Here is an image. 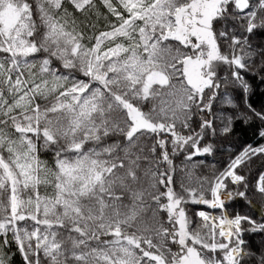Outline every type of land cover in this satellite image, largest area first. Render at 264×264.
I'll use <instances>...</instances> for the list:
<instances>
[{"label": "snow or ice", "instance_id": "6c2138e0", "mask_svg": "<svg viewBox=\"0 0 264 264\" xmlns=\"http://www.w3.org/2000/svg\"><path fill=\"white\" fill-rule=\"evenodd\" d=\"M0 264H264V0H0Z\"/></svg>", "mask_w": 264, "mask_h": 264}]
</instances>
